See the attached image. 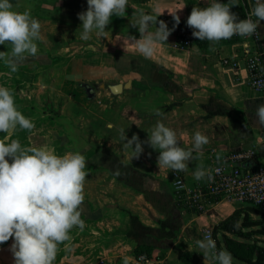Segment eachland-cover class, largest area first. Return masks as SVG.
Listing matches in <instances>:
<instances>
[{"label": "crops", "instance_id": "crops-1", "mask_svg": "<svg viewBox=\"0 0 264 264\" xmlns=\"http://www.w3.org/2000/svg\"><path fill=\"white\" fill-rule=\"evenodd\" d=\"M209 2L210 0H149L145 3H136L134 0H128L125 15L111 17L104 37H97L93 32L85 44H79L70 49L59 47L55 53H52L56 58L54 62L51 60L52 56L46 55L47 52L37 53L40 54L36 55L37 58L46 60L44 65L39 63L34 71L22 69L18 74L12 75V78L16 77L18 80V83L14 82V84L19 89L38 87L39 94L51 88L50 85L47 86L41 81L43 75H48L47 78L51 81L55 75L54 70L60 65H65L60 87L55 90L56 95H67L78 107L83 108L92 106L91 101L96 99L88 100L82 88L83 84L94 88L96 96L97 92L103 89L109 91L108 87L111 85L129 84L130 87L123 88L121 96L118 95L120 101H123L128 90L136 92L139 89L152 87L154 92H160L165 96L168 126L176 131L182 148L187 149L192 146V137L197 131L209 138V143L203 147V155L190 161L187 171L194 172L198 166L207 169V158L211 150H215L218 155H223L255 149L258 161L264 163V126L259 125L255 117L256 107L264 104V94L248 86L249 76L243 63V58L248 53L246 45L251 48L253 44L237 41L231 43L209 41L206 48L201 49L194 45L188 50H182L176 46L178 26H187V18L194 6L207 7ZM219 2L227 3L228 0H219ZM230 2L234 5L231 11L241 20L245 16V10L248 7L253 9L255 5V0H230ZM140 11L152 15L161 14L157 18L158 21L163 20L169 29H172L175 23L170 13H176L180 17L179 25L175 27L166 42L156 45V50L150 58L139 54L130 39V36L140 38L138 28H133L130 22L133 21L134 14ZM74 29L81 30L78 23L75 24ZM258 30L264 37V21H261ZM229 58H233L237 66L230 65ZM224 61L228 63L225 64ZM28 62H24V65L32 63ZM86 99L89 105L86 104ZM22 114L30 120L34 115H26L25 111ZM96 118L103 120L100 116ZM31 130L32 132L28 135L29 144H31L30 137L34 133L33 129ZM10 131L13 132V130ZM61 137L62 135L57 138ZM43 146L54 150L59 156L68 152L57 144ZM74 150L81 154L93 153L100 159V162H96L94 158H89L86 163L88 168L103 170L116 165L112 163V159L109 158L110 153L107 151L92 150L87 147ZM150 155L152 158L149 160L154 163L156 161L157 164L159 152H151ZM117 167L129 168L125 162L121 161L117 163ZM129 169L133 174L143 175V169L136 167ZM168 171L170 172L169 186L165 183H163L164 186H157L162 191L158 203L164 213L172 215L174 219V228L172 227L169 231L166 241L167 244H171V249L167 253L174 257L167 262L161 259L156 262L152 260L147 264H203L204 258L201 250L196 246V241L203 239L206 233H210L214 240V228L239 207L234 206L235 203L220 201L208 207L210 213L189 215L190 217L185 219L175 203V192L172 186L174 171ZM191 176L194 179V175ZM141 184L143 185V182ZM145 185L156 188L154 178L144 179ZM141 198L139 197L140 200ZM81 208V219L84 222L100 221V224L106 226L103 229L105 239H111V235L115 234L112 228L104 224L105 222L108 224L110 221H116L122 228L126 226L127 215L120 207L102 209L92 205V200L84 198ZM106 230L108 234L105 233ZM92 231L87 226H84L82 230L78 227L71 230L75 235L74 239L91 235ZM111 231H113L112 234ZM177 231L179 232L176 233ZM136 235L139 236V232ZM160 242L155 243L160 244ZM174 251L188 254L197 251L198 256L194 261H190V256L187 259L181 255L176 254V256Z\"/></svg>", "mask_w": 264, "mask_h": 264}, {"label": "rangeland", "instance_id": "rangeland-1", "mask_svg": "<svg viewBox=\"0 0 264 264\" xmlns=\"http://www.w3.org/2000/svg\"><path fill=\"white\" fill-rule=\"evenodd\" d=\"M10 3L13 5V10L21 13L27 11L40 22L43 39L36 42L38 53L47 52L46 55L52 56L53 62L56 58L52 53H55L57 48L70 49L76 45L85 44L87 41L80 38L82 29H74L77 23L81 27L82 22L78 19V13L87 10V0H10ZM0 51L10 52L11 46L0 45ZM45 61L41 57L29 56L19 64L16 72H12L3 61H0V86L11 90L15 105L18 110H21V113L25 111L26 115L34 114L31 119L34 124L32 128L34 133L30 137L31 144L29 146L24 144L26 137L19 126H17L18 134L15 139L11 137L16 129L13 132H0V141L10 143L12 140H19L22 147L57 144L60 148L68 150L67 153H75L77 150L74 149L84 147L107 151L110 153L109 158L112 159V163L116 165L103 170L86 166L85 171L88 175L84 183V198L92 200V205L102 209L113 206L120 207L127 215L125 229L116 221L104 223L115 231V234H112L113 231H111V239L103 238V229L106 226L100 224V221L84 222L85 226L93 230L91 235L74 239L75 235L70 231V239L58 245L53 264H125V261L127 264H138L136 259L141 255H144L149 263L152 260L156 262L161 259L165 262L169 261L174 256L168 255L167 251L171 249V244H167L166 241L168 233L172 227L174 228L175 223L172 215L165 214L158 203L162 191L157 186H164L163 183L169 186L170 172L167 169L159 170L156 161L154 163L149 160L152 158L149 154L159 150L144 145V152L140 158L132 159L131 150L123 149V142L119 137V130L123 128L129 139L133 134H137L141 141L147 140L148 133L150 134L158 120L169 127L165 96L160 92H154L150 87L139 89L136 92L128 90L123 101H120L121 95L113 96L109 91L103 89L97 92L96 99L91 101V104L86 99V104L92 106L89 108L78 107L67 95H56L55 90L60 87L65 65H60L54 70L55 75L51 81L47 78L48 75H43L41 81L47 86L50 85L51 88L39 94L37 93L38 87H30V89L16 87L14 82L18 83V80L16 77L12 78V75L18 74L22 69L34 71L38 68L39 63L44 65ZM24 62L29 64L24 65ZM156 110H159L163 115H156ZM97 116L103 120L100 121L96 118ZM29 131L32 132V130ZM61 135V138H57ZM82 155L85 156L86 163L89 158L100 162V159L93 153ZM120 161L125 162L129 168L143 169V175L133 174L129 168H118L117 163ZM209 166L208 163L207 168ZM117 169H119L120 175L115 174ZM178 173L188 186L202 181V179L192 178L193 171ZM146 178H154L156 188L144 186ZM139 197H142V201ZM177 198V204H179L177 208L185 216V219L189 215L210 213L208 208L191 210L179 200V197L175 196V200ZM234 206L239 207L237 210L241 216H247L249 221L247 227L243 228L241 237L232 234H227V236L239 243H252L259 248H264V215L246 204H234ZM241 222L240 220L238 226H241ZM138 232L139 236L136 235ZM105 233L108 234V230ZM217 239L220 243L219 247H216L217 250L230 248V244L223 242L222 233H218ZM155 242H160V244ZM11 243L12 239L0 249V264H14L12 253L9 250ZM231 248L235 249V253L242 258L248 256L243 246L231 245ZM174 254L181 256L186 254V256H190V261H194L198 256L197 251L189 254L174 251ZM232 258L233 264H245L234 257Z\"/></svg>", "mask_w": 264, "mask_h": 264}, {"label": "clouds", "instance_id": "clouds-1", "mask_svg": "<svg viewBox=\"0 0 264 264\" xmlns=\"http://www.w3.org/2000/svg\"><path fill=\"white\" fill-rule=\"evenodd\" d=\"M232 6L230 0L227 3L210 0L203 8L194 6L186 21L193 30L192 36L200 41L219 42L234 35L255 34L264 21V2L255 0L251 14L242 20L231 11ZM127 7L128 0H87V10L78 13L82 22L80 38L88 40L93 32L97 37H104L111 17H123ZM170 14L175 21L172 29L163 20L158 21L161 14L143 11L134 14L131 26L138 28L140 38L130 36V39L139 54L150 58L156 45L168 40L180 23L176 13ZM252 16L256 17L255 21ZM42 39L37 19L27 11L13 10L10 0H0V45L11 46L10 52L0 51V61L16 72L19 64L37 55L36 42ZM155 114L163 115L159 110ZM255 117L264 126V104L256 107ZM17 126L31 130L34 124L17 109L11 90L0 86V132L7 133ZM119 137L123 149L131 150L132 159L138 160L144 145H148L159 150V170L174 172L187 171L188 163L202 156L203 147L209 143L208 136L197 131L192 137V146L182 148L176 131L159 120L147 140L141 141L137 134L129 139L123 128L119 130ZM85 168L86 158L79 152L59 156L46 146L22 147L19 140L0 141V245L12 239L9 250L14 264H53L58 245L70 239L69 232L74 227L84 228L81 205L88 175ZM115 174L120 175L119 169ZM193 175L197 180L206 175L211 179L203 166H198ZM176 183L179 185L180 180ZM196 246L201 250L203 264H233L231 253L217 250L210 233L197 240Z\"/></svg>", "mask_w": 264, "mask_h": 264}, {"label": "built area", "instance_id": "built-area-1", "mask_svg": "<svg viewBox=\"0 0 264 264\" xmlns=\"http://www.w3.org/2000/svg\"><path fill=\"white\" fill-rule=\"evenodd\" d=\"M252 12V7L245 10L246 19ZM255 21L256 17L252 16ZM188 26H178L176 46L182 50H188L195 45V37ZM224 43L242 42L252 43L249 48L246 45L247 55L243 58L244 66L248 72V86L261 94H264V37L259 30L251 36L241 37L234 35ZM224 63H228L224 61ZM229 64L237 66L233 58H229ZM219 157V159H218ZM207 160L209 167L206 169L211 179L206 175L201 182L188 186L184 179L174 172L172 174V186L175 196L191 210H200L210 207L220 201L235 204H246L261 214H264V163L257 159L255 149L240 150L229 154L218 155L211 150ZM177 179L180 184L176 183ZM138 264L149 263L144 255L136 259Z\"/></svg>", "mask_w": 264, "mask_h": 264}, {"label": "trees", "instance_id": "trees-1", "mask_svg": "<svg viewBox=\"0 0 264 264\" xmlns=\"http://www.w3.org/2000/svg\"><path fill=\"white\" fill-rule=\"evenodd\" d=\"M134 1L136 3H145L149 0H134ZM208 43H209V41H207V40L200 41L197 38L195 39V45H197L201 49L206 48L208 46ZM22 132L24 133V135L26 137V138H24V144L26 146H29L28 135L31 132L27 129H22ZM17 134H18V132H17V128H16V132H14V135L11 138L15 139ZM175 201H176L175 202L176 206H178L179 205V204H177L178 198ZM262 215H264V214H262ZM240 220L242 221L241 226H238ZM248 221H249V218L245 215L242 217L239 210L236 209L228 218L223 220L221 223H219L214 228L213 238H214V241L216 243V247H219V245H220L219 240L217 239L218 233H222L223 242L225 244H230V248H227V251L229 253H231L232 257H234L235 259H237L239 261L244 262L245 264H264V248H259L256 244H252V243H250V244L239 243L237 240L227 236V234H232V235H235L237 237H241L243 228L247 227ZM10 241H11V239L8 242L0 245V249L5 247ZM231 245H236L238 247L243 246L245 251L248 253V256L246 258H244V257L242 258L240 255H237L235 253L236 250L232 249ZM182 257L187 259L188 256H186V254H183Z\"/></svg>", "mask_w": 264, "mask_h": 264}, {"label": "water", "instance_id": "water-1", "mask_svg": "<svg viewBox=\"0 0 264 264\" xmlns=\"http://www.w3.org/2000/svg\"><path fill=\"white\" fill-rule=\"evenodd\" d=\"M129 87H130L129 84H127L125 86H122L121 84H116V85L109 86L108 90H109L111 95L118 96L122 93L123 88L128 89ZM82 88L84 89L88 100H94L96 98V92H95L94 88H92L90 85L83 84Z\"/></svg>", "mask_w": 264, "mask_h": 264}]
</instances>
